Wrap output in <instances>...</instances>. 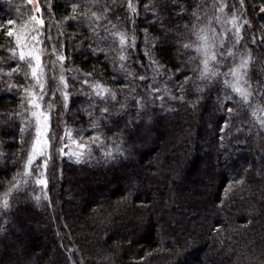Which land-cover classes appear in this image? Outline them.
Masks as SVG:
<instances>
[{
    "label": "trees",
    "instance_id": "trees-1",
    "mask_svg": "<svg viewBox=\"0 0 264 264\" xmlns=\"http://www.w3.org/2000/svg\"><path fill=\"white\" fill-rule=\"evenodd\" d=\"M37 1L40 12L27 0H0V205L12 188L7 196L10 207L5 210L0 206V264H15L6 261L12 255L18 257L16 264H92V259L96 264H264V222L260 221H264V177L254 176L250 162L247 168L240 167L244 159L264 161V126L259 123L264 112L252 115L253 108L264 107V0ZM73 5H77L75 19L71 18ZM85 12L86 16L81 15ZM93 12L101 16L99 21ZM33 16L44 21L42 62L47 94L42 107L50 116V129L47 150L35 157L26 175L36 130L26 111L27 103L21 102L24 88L31 83V69L19 60L15 34L40 28ZM234 17L235 26L230 23ZM10 19L15 23L10 25ZM236 26L240 28L239 44L235 43ZM9 28L14 30L13 36L6 34ZM200 28L206 29L218 58L221 52L227 55L229 48L234 54L227 60L221 58L215 66L221 75L211 82L200 79L203 57L184 48L189 40H196ZM118 32L128 37L124 60L114 35ZM221 42L225 47H220ZM53 47L66 57L63 66L52 55ZM249 54L247 80L253 92L252 107L237 102L231 88L223 87L222 75ZM61 75L67 81L66 90L60 84ZM96 83L109 89L106 101L93 92ZM226 92L231 95L226 96ZM104 108L108 111L103 112ZM180 109H192L196 116L181 118ZM210 113L214 116L211 121L207 118ZM171 117L172 127L182 132L180 138L179 133L164 138L166 121ZM145 130L154 142H162L160 151L168 152L158 160L153 156L155 165L164 172L158 180L150 177L153 187H160L156 202L146 193V176L130 161L131 155L145 158L134 149L148 140ZM208 132L210 138L204 143ZM69 133L88 146L80 162L61 155ZM94 136L100 137L96 143ZM117 145L118 151L109 159L113 160L101 162ZM213 161L219 164L215 173ZM74 171L87 175L81 180L115 183L111 189L107 184L97 189L75 187L84 194L79 200V215L95 213L87 219L94 232L89 238L97 248L94 252L83 244L86 235L74 226L77 215L65 211L67 201L60 197L64 177L71 179L65 183L74 186L81 181L74 178ZM124 173H130L132 181L129 178V187L122 191L117 181ZM38 177L47 181L46 186L37 184ZM202 184L209 187L208 192L214 187L212 197L200 198ZM257 187L262 193L255 191ZM94 191L119 199L130 216L123 220L106 204L99 209L94 204ZM141 207L149 211L143 217L138 215ZM52 211L60 220L66 212L73 233L71 236L68 231L71 237L65 236V241L48 225L52 218L54 221V216L47 221ZM27 214L46 215L44 233L53 244L57 238L68 261L59 249L55 258L34 254L47 244L42 240L44 234H32ZM156 217L165 229L162 236L152 222ZM139 221L145 224L137 232ZM118 226L130 228L136 234L134 241L125 244ZM81 254L85 260H79Z\"/></svg>",
    "mask_w": 264,
    "mask_h": 264
},
{
    "label": "snow or ice",
    "instance_id": "snow-or-ice-1",
    "mask_svg": "<svg viewBox=\"0 0 264 264\" xmlns=\"http://www.w3.org/2000/svg\"><path fill=\"white\" fill-rule=\"evenodd\" d=\"M129 7L132 8V5L129 4ZM76 8L77 5H73V14L72 19L76 17ZM90 10V9H89ZM135 11V8H132ZM220 11L224 10V6H221L219 9ZM37 12H40L41 9L39 5L36 8ZM107 11V9H105ZM264 11V9H262ZM81 15H87V13H81ZM93 17L97 21L101 19V16L97 15L96 12L92 13ZM106 18V17H104ZM199 19V17H197ZM32 20L35 21V24L40 25V28H31L26 30L20 34H15L12 28H9L7 31L8 36L16 35V46L19 50V60L23 63H26L28 67L31 69V83L27 88H24L25 95L22 97V103H27V109L29 113V119L34 120L35 122V130L36 136L33 141L32 151L29 153L28 163L25 165V174H28V170L30 165L32 164L33 160L37 155H43L46 146L49 143L48 139V131L50 129V116L49 114L43 109L42 103L44 101V97L47 94L46 86H45V65L42 62V57L45 55V48L42 47L43 45V32L41 28L43 27L44 21L42 19H38L37 17L33 16ZM8 23L14 24L15 21L9 20ZM235 26V17L232 21H230ZM213 33H215V29H211ZM118 38V42L120 45V59L124 60V49L127 46V34L123 32H118L114 34ZM196 40L192 41L189 40L188 43L184 44L185 49H193L198 55H201L203 59L201 63L203 65L202 69L200 70V79L202 80H209L210 82L212 79L217 78L221 75L219 69L215 66L222 62V60H227L228 57L233 56L232 50L229 48L227 55H224L223 52L220 53V58H218L216 52L213 50V44L210 41V38L207 34L205 28H200L199 31L195 33ZM49 39L51 37L49 36ZM236 44L240 43V28L236 26ZM220 47H225L224 43L221 42ZM52 55L56 56V59L60 62V65L63 66L66 57L62 53H57L55 47H53ZM13 56L15 57V50L13 51ZM222 58V60H221ZM195 59V57H193ZM250 64V54L248 56L240 57L239 63H236L233 67H230L228 72L223 73V87L225 89L231 88V92L238 97V103L241 106L252 107V97L253 92L250 89V85H248L247 74L248 68ZM123 67V65H122ZM16 68H13L12 71H16ZM11 75V72H9ZM231 77V79H229ZM143 78V77H142ZM28 76L26 74V80ZM187 79V77H186ZM84 83H89L88 81H84ZM60 84L63 85L64 89L66 90L68 85L65 77L63 75L60 76ZM248 85V86H246ZM12 87V85H10ZM36 89H39L36 91ZM92 90L97 96L98 99L106 101L108 98L109 89L106 88L104 85L100 83H96L92 85ZM226 96H230V93H225ZM64 98L67 102L68 93L67 91L64 92ZM113 98H115L113 96ZM183 99V97H181ZM103 112H107L108 109H102ZM229 113L233 111L232 108H228ZM264 112V107H255L253 108L252 115L255 116L256 112ZM23 118V117H22ZM261 126H264V120L259 121ZM68 138L73 139V143H75L74 138L71 137V134H67ZM64 137H61L63 141ZM100 139L99 136L92 137L93 143H96ZM78 147L81 149L78 153H73L77 156V162H80V158L85 155L83 151L88 146L84 143H80ZM119 146L117 145V149H110L106 152V155L111 156L113 151H118ZM63 149H61V155H64ZM46 167V162H45ZM37 184H44L46 186L47 181L45 179L37 178ZM242 182V181H240ZM12 187H16L13 185ZM12 191V188H9L8 192L5 193V199L2 201V206L5 210L10 207L9 201L7 199L8 194Z\"/></svg>",
    "mask_w": 264,
    "mask_h": 264
},
{
    "label": "rangeland",
    "instance_id": "rangeland-1",
    "mask_svg": "<svg viewBox=\"0 0 264 264\" xmlns=\"http://www.w3.org/2000/svg\"><path fill=\"white\" fill-rule=\"evenodd\" d=\"M27 2L33 7V9L36 10L37 8V5H38V1L37 0H27ZM175 22L173 21L172 24H174ZM214 100H212L213 102ZM214 103V102H213ZM181 111V118H191V116L195 117L196 116V113L194 114L191 113L192 109H188V110H183V109H180ZM211 114V113H210ZM173 117V116H172ZM169 118V120L167 119L166 121V126H167V130L166 132L164 133L165 136L164 138H167V137H170L171 135V138L174 137V135H176L177 133H179V138L182 136V132H176V128L174 129V127H172V121L173 119ZM209 119V121L212 120V118H214V116L211 114L207 117ZM171 119V120H170ZM145 134L148 133V140L147 141H144L142 144H140V146L138 145H134V149L137 150L139 149L140 153L144 156L146 159V161L144 163H141L140 160H144V159H141L140 156H132L131 155V163L134 167L135 170H137L139 172V174L141 175H145L146 176V183L148 184V191H146V193H148V195L151 197V201L153 200V202H156L155 200H158V195H157V192L158 190H160V187H158L157 189L153 187L151 181H150V177L153 179H159L160 176H162V173L163 172V169L160 167H158L157 165H155L154 163V158H156L157 160L159 158H165V156L167 157V150H162L160 151V148L159 147H162V142H154L153 138L150 136L151 134H149V132L147 130L144 131ZM147 136V135H146ZM210 138V134L209 132L207 133V135L205 136V138L203 139V142H207ZM75 140V139H74ZM202 142V144H203ZM155 143V144H154ZM80 143L77 142L75 140V143H73V139H69L68 142H67V145H66V148H65V156L69 159H72L73 161L77 162V156L74 155L73 153H78L81 151V149L78 147ZM176 145V144H175ZM194 149V151L196 150V147L194 145V147H192ZM47 150V146L45 148V151ZM86 148L83 150L85 152ZM205 150V149H203ZM44 151V152H45ZM192 153V152H191ZM175 154H172V159H173V156ZM37 156H41V155H37ZM36 156V157H37ZM84 156V155H83ZM83 156L80 158V161L82 160ZM154 156V158H153ZM111 159L110 156L108 157V159H104L103 161L101 162H110L112 160H109ZM128 162V161H127ZM249 162L251 163V165H253V174L254 176L257 177V179H262L264 177V161L261 162L259 158H255V159H244L240 162V167L242 168H247L249 166ZM247 166V167H246ZM218 168H219V164L218 162H215L213 161V164H212V171L213 173L217 172L218 171ZM226 174V171H224ZM161 174V175H158V174ZM123 175H125V177H120L119 180L117 182H121V186L123 188L122 191H124L126 188L129 187V178L131 179L132 181V178H131V175L130 173H124ZM74 178L77 180V179H85L87 177V175L83 172H76L74 171V174H73ZM67 182L71 183V179H69V177H64ZM65 180V181H66ZM65 181H62L63 183L60 184V197H61V200H64V201H67V205L66 208L67 210V213H71V216H75L77 215V220L74 221V226L76 227L77 229V232L79 233H83L86 235V238L83 242V244L89 248L88 251H90L92 249V251H96V247L93 243V239H89L90 235H92V232H93V228L91 226V224L87 221L88 217L92 214H95V213H87L85 215L81 214L79 215V209H80V198H82L84 196V194H82L81 192L78 193V191H76L77 189H75V187H78L80 189V186L82 185L83 187L86 185V186H89L91 187V189L94 188H98L99 186H102V185H105L107 184V189H111L113 188L112 186H114L115 183L113 182H110V183H104V181L100 180L99 182H95V181H89V180H81L77 183L76 186L74 185H71V184H67V182L65 183ZM57 183V182H56ZM94 183H98L96 184V187H95V184ZM133 189H136L135 186H132ZM55 192H57L56 190L58 189V186L56 184L55 186ZM106 188V187H105ZM208 186L206 184H202V186L200 187V198H204V197H207V196H211L214 192V187H212L209 192H208ZM185 189L189 190L190 189V186H187L185 187ZM184 189V190H185ZM100 191V190H99ZM255 191H261L260 193H262V189H258V187L255 189ZM254 191V192H255ZM106 192V191H105ZM264 192V191H263ZM95 195H96V202L94 204H97L96 206H98V208L100 209L101 206H103L104 204H106L107 207H110L109 210L110 211H113L115 212L116 214H118V216H120L123 220L127 219L130 215L126 212V209H122L121 206H120V203H119V199H109L108 196L109 194H107V197L106 196H103L102 197V193L103 192H98L97 191H94ZM212 197V196H211ZM108 204H110V206H108ZM61 203H57V206H60ZM58 208V207H57ZM61 208L64 210V204L62 203L61 205ZM65 208V209H66ZM42 208L38 207V210L41 211ZM104 209V208H103ZM62 210V211H63ZM51 211V210H50ZM63 212V219H59V217H57L54 212L53 214H50L49 212V215L47 214V221L50 222V219L51 217L54 216V221H53V218L51 219V223H48L49 227H52L54 228V232L56 231V233H59V235H61L62 239L65 241L64 237L65 236H68V237H71L72 236V231H70V226L69 224L67 223V220H68V217L67 215H65L66 212ZM97 209L94 210V212H96ZM139 216L140 217H143L145 215H147L149 213V211L144 208V207H141V209H139ZM188 212H191L189 211L188 209ZM199 212V211H198ZM44 213V211H43ZM199 216H200V213H198ZM143 215V216H142ZM46 216V215H45ZM45 216H41V218L39 216H35L33 214H27L26 215V219L28 220L27 224L31 227V230H32V234H36V232H40L42 233L43 237L42 240L44 241V243L47 244V247L45 249H42V248H37L36 251H34V254L37 256H40V254L42 253H45L46 254V257L47 258H55L58 256V253L59 251L61 252V254L64 256V258L68 261V256L65 255L66 253V249L64 247H62L59 243V241H57L56 237H55V241H54V244L51 243V239L49 237V235H46L44 233V231L46 230L45 228L47 227V221H46V217ZM152 217V216H150ZM75 218V217H74ZM196 218V217H195ZM152 219V218H151ZM146 220V224L149 223V217L148 218H145ZM261 223L264 222L262 221V219H260ZM153 225H154V228L156 230H160V236H162L164 234V227H163V224L160 223L156 218L153 219ZM13 224V223H12ZM143 225L145 224V222L143 223V221H139L137 222L136 224V229H137V232L140 230L139 226L140 225ZM118 228L120 229V231H122V234L124 235V237L122 238V241L125 242V244H129V242H133L134 239H135V235L134 232L131 231L130 228L128 227H121V226H118ZM71 233V236L69 235V232ZM175 231H178V228H175ZM94 233V232H93ZM166 235V233H165ZM174 237H176L174 235ZM176 242V241H175ZM59 249V251H58ZM10 255V254H9ZM80 259L78 258V255H77V259H79L80 261L82 259H84V256L83 254H81L80 256ZM87 257V256H86ZM11 259L9 260L8 258H6V261L9 263V261L11 263H15L17 262V259L18 257H14L13 255L10 257ZM85 260V259H84ZM93 261L92 264H96V261H94V259H92ZM66 261V262H67ZM98 261V260H97ZM3 262V261H2ZM18 263V262H17ZM86 263V262H85ZM59 264H62V262H59ZM88 264V263H87Z\"/></svg>",
    "mask_w": 264,
    "mask_h": 264
}]
</instances>
